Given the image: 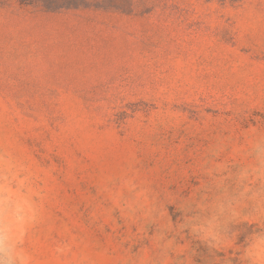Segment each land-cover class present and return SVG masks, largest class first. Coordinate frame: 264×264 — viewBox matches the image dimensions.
Segmentation results:
<instances>
[{
    "label": "rangeland",
    "instance_id": "rangeland-1",
    "mask_svg": "<svg viewBox=\"0 0 264 264\" xmlns=\"http://www.w3.org/2000/svg\"><path fill=\"white\" fill-rule=\"evenodd\" d=\"M0 264H264V0H0Z\"/></svg>",
    "mask_w": 264,
    "mask_h": 264
}]
</instances>
